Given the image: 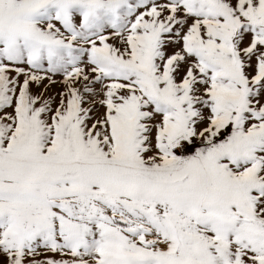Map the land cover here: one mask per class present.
I'll use <instances>...</instances> for the list:
<instances>
[{
    "label": "snow or ice",
    "instance_id": "6c2138e0",
    "mask_svg": "<svg viewBox=\"0 0 264 264\" xmlns=\"http://www.w3.org/2000/svg\"><path fill=\"white\" fill-rule=\"evenodd\" d=\"M0 264H264V0H0Z\"/></svg>",
    "mask_w": 264,
    "mask_h": 264
}]
</instances>
